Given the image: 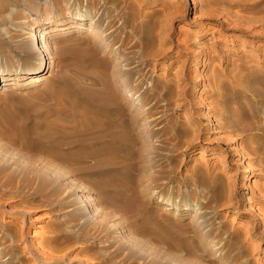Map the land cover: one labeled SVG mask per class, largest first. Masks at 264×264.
Listing matches in <instances>:
<instances>
[{
	"label": "rangeland",
	"instance_id": "374dc122",
	"mask_svg": "<svg viewBox=\"0 0 264 264\" xmlns=\"http://www.w3.org/2000/svg\"><path fill=\"white\" fill-rule=\"evenodd\" d=\"M0 30V264H264V0H0Z\"/></svg>",
	"mask_w": 264,
	"mask_h": 264
},
{
	"label": "bare ground",
	"instance_id": "6f19581e",
	"mask_svg": "<svg viewBox=\"0 0 264 264\" xmlns=\"http://www.w3.org/2000/svg\"><path fill=\"white\" fill-rule=\"evenodd\" d=\"M24 23H25V21H22V22H19V23L16 22V24L12 25L14 27V29H12V32H14V33H13V36L12 35L9 36L8 39H10L11 42L20 43V45L25 46V48L27 50H29V53H31L33 55H34L35 52L37 53V55H43L44 54V50H43L44 49V45L40 43L41 39L37 38V34L36 33H38V31L34 30L35 33L31 36V37H33L32 38V45H34V46H32L30 44H27L25 42L26 39L30 38V36L28 37L26 32H25V30H24L25 29V26H23ZM49 23H50V26H51V24H52L51 22H49L48 20H42L41 21V27H42V25H47ZM57 26H59V25H56V27ZM60 26L62 28H60L59 31L67 30L66 28H64V25L61 24ZM53 27H55V26H53ZM53 27H51V28H53ZM89 31L91 32V30H89ZM63 34H65V33H60L58 35H63ZM45 70H48V68L46 66H44L43 63H42L41 66L39 68H37L36 70H33L31 72H27V73H22L20 75L19 79H20V81L28 80L29 81V82H27L28 84H34V83H36L39 80L38 76L41 75ZM13 76L14 75L11 74V73H8V72L6 73V72H3V71H0V83L1 82H3V83L5 82V84L3 86L12 85L9 81L12 80L11 78ZM166 210H169V208L167 207Z\"/></svg>",
	"mask_w": 264,
	"mask_h": 264
}]
</instances>
